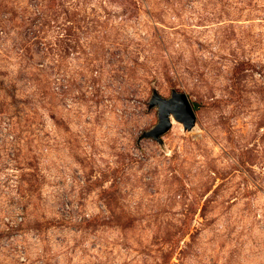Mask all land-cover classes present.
<instances>
[{"label": "rangeland", "instance_id": "374dc122", "mask_svg": "<svg viewBox=\"0 0 264 264\" xmlns=\"http://www.w3.org/2000/svg\"><path fill=\"white\" fill-rule=\"evenodd\" d=\"M0 264H264V0H0Z\"/></svg>", "mask_w": 264, "mask_h": 264}, {"label": "water", "instance_id": "95a60500", "mask_svg": "<svg viewBox=\"0 0 264 264\" xmlns=\"http://www.w3.org/2000/svg\"><path fill=\"white\" fill-rule=\"evenodd\" d=\"M149 106L158 108V123L143 137H151L160 140L172 126L171 116L183 122L185 128L191 129L196 123V114L192 103L185 92L172 91L170 97L161 96L158 91H154L149 101Z\"/></svg>", "mask_w": 264, "mask_h": 264}]
</instances>
